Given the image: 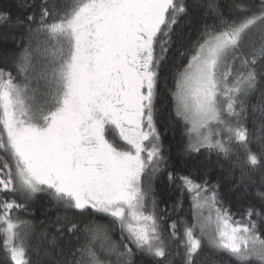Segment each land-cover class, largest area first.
<instances>
[{
    "label": "snow or ice",
    "instance_id": "snow-or-ice-1",
    "mask_svg": "<svg viewBox=\"0 0 264 264\" xmlns=\"http://www.w3.org/2000/svg\"><path fill=\"white\" fill-rule=\"evenodd\" d=\"M10 28L23 29L0 48L11 264H208L205 249L264 264V0H16L0 6Z\"/></svg>",
    "mask_w": 264,
    "mask_h": 264
},
{
    "label": "trees",
    "instance_id": "trees-1",
    "mask_svg": "<svg viewBox=\"0 0 264 264\" xmlns=\"http://www.w3.org/2000/svg\"><path fill=\"white\" fill-rule=\"evenodd\" d=\"M16 2V0H0V6H11L14 5ZM23 2L25 4L30 3L31 0H23ZM50 4H51V0H50ZM38 6V4H37ZM13 11L16 12V14L18 15H22L21 11L16 10L15 8H13ZM8 32V33H15L17 35V37L23 32L22 28H10V29H0V48H13L14 47V42L11 39H4V33ZM55 42H52V44L46 45L45 47H47L49 50L48 51H44V49H41V53L37 54V59H39L41 62H46L47 60H52L54 58V52H55ZM15 58H12L8 61V67L12 70L13 74L15 75V68L13 67V60ZM4 66V62H3V58L0 57V67ZM33 87L39 88L41 91H43V82L42 81H33ZM166 115V112H165ZM163 119V117H162ZM160 130L162 133L165 132V127L163 124L160 125ZM114 135H116L118 137V133H114ZM172 137V133L169 131L167 132V134L165 135V140H169ZM175 151V147L173 149ZM7 159V155L0 152V164H2L4 162V160ZM213 167H215L213 165ZM231 183V181H227L225 180L224 182V186L225 188L228 187V185ZM43 207L41 205H37L35 206V217L39 218V219H44L45 217L41 216V212L43 211ZM184 210L187 212H191L193 211V209L190 206L189 202H185L184 204ZM21 218L22 219H30V217L27 215V213H21ZM49 216H53L55 215L54 212H50L48 214ZM21 231H23L21 229ZM3 234L0 233V264H11L9 257L6 253V251L3 248ZM26 246L28 247V258L35 261L36 256L35 253L33 251L34 248L40 246L41 241L40 238L36 235L31 236L30 238H28L25 241ZM205 253H206V260L208 262V264H213L214 261H219L222 259H225V257H223L220 254H217L215 252H213L210 249H205Z\"/></svg>",
    "mask_w": 264,
    "mask_h": 264
},
{
    "label": "rangeland",
    "instance_id": "rangeland-1",
    "mask_svg": "<svg viewBox=\"0 0 264 264\" xmlns=\"http://www.w3.org/2000/svg\"><path fill=\"white\" fill-rule=\"evenodd\" d=\"M6 135V134H5Z\"/></svg>",
    "mask_w": 264,
    "mask_h": 264
}]
</instances>
